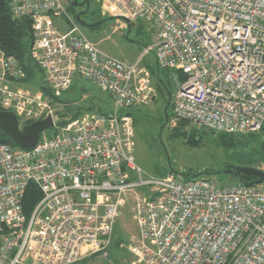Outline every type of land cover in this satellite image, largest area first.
Returning <instances> with one entry per match:
<instances>
[{"label":"built area","instance_id":"1","mask_svg":"<svg viewBox=\"0 0 264 264\" xmlns=\"http://www.w3.org/2000/svg\"><path fill=\"white\" fill-rule=\"evenodd\" d=\"M97 2L123 26L139 19L151 25V41L133 62L93 43L62 0L8 2L14 18L31 19V57L53 95L70 90L77 76L111 103L107 112L84 110L56 124L41 90L0 83L3 110L25 122L50 115L56 124L29 148L0 142V264H74L105 253L130 193L138 227L126 244L132 264H264L263 184H221L212 175L184 180L173 172L144 177L130 113L156 95L142 62L152 52L174 83L172 124L256 131L264 140V0ZM52 16H64L65 33ZM2 67L8 81L25 77L13 57ZM30 185L39 198L25 212Z\"/></svg>","mask_w":264,"mask_h":264},{"label":"rangeland","instance_id":"2","mask_svg":"<svg viewBox=\"0 0 264 264\" xmlns=\"http://www.w3.org/2000/svg\"><path fill=\"white\" fill-rule=\"evenodd\" d=\"M70 1L62 0L68 13L80 26L85 35L98 43V47L108 54L117 56L127 62H133L143 52L145 44L151 39L152 27L149 23L139 19L128 29L123 26L120 19L111 18L100 14L99 3L92 1L90 10L85 11L79 5L70 7ZM77 3L85 0H76ZM79 14V18H77ZM56 20V25L67 29V21L64 16H52ZM55 23V22H54ZM61 23L60 25H58ZM55 25V24H54ZM127 35V36H126ZM150 43V42H149ZM142 62L147 66H154L155 59L152 52H148L143 57ZM150 70V69H149ZM149 76L154 84L151 72ZM26 87L33 91L37 90L38 81L22 82ZM74 88L67 90L60 98L61 101H54L51 105L53 109V119L55 123L60 119H68L71 114L69 108L77 106H87L89 100L93 105L104 106L97 94L101 97H108L107 93L98 92L93 82L74 78ZM87 87V91H81L80 88ZM157 93V92H156ZM163 95H155L154 99L148 104L137 105L135 108H142V114L138 110H132L131 115L134 119V160L142 169L145 176H157L162 171H172L179 177L185 171L201 172L206 168L214 169L215 176L221 184H230L233 182L228 174L223 173V169L228 166L241 165L237 159V153L241 150L238 147L226 149L216 142L212 134H207L198 146L186 145L182 138L170 137V130L175 127L171 123V116L167 120L164 117L165 103ZM169 108H167L168 110ZM81 108L79 113L84 112ZM94 110V109H93ZM19 124L22 126L25 122L18 117ZM55 124V125H56ZM55 125L46 128L40 134L51 135L55 130ZM190 125H193L192 123ZM161 128V129H160ZM256 132V131H253ZM247 135V133H244ZM240 157V154H238ZM245 157L244 155L241 156ZM208 176L202 174L199 177ZM182 178V177H181ZM264 186V182H262ZM147 187L136 188L139 193L146 192ZM138 230L136 222V211L134 208L133 193L128 194L125 203L120 207V216L117 218L112 243L105 253H100L91 257L82 259L74 264H131L132 255L126 248L130 238L136 235Z\"/></svg>","mask_w":264,"mask_h":264},{"label":"trees","instance_id":"3","mask_svg":"<svg viewBox=\"0 0 264 264\" xmlns=\"http://www.w3.org/2000/svg\"><path fill=\"white\" fill-rule=\"evenodd\" d=\"M92 1L93 0H88L90 5ZM8 2L9 0H0V51L2 52L5 58H15L18 62V65L24 70L25 77L20 81L28 82L36 80L38 81L37 88L41 90L45 96H47L50 103H53L54 101H61L60 97H56L55 95H53L49 91V89L43 84L42 72L31 57L33 35L30 17L22 16L19 18H14L11 13ZM70 2V7L74 6L72 1ZM149 42L150 39L145 44V46L149 44ZM148 68L150 69L152 78L154 79V86L157 92L156 94L163 95L165 97V104L168 99H170V104L168 106L169 109L167 110V116L169 117L171 115V97L174 83L169 77L168 72L166 70L160 69L156 63L154 66H148ZM180 78H183L182 75L180 76ZM74 86L76 85L73 83L71 88H74ZM80 90L87 91L88 88L82 86ZM98 92L100 91L98 90ZM97 97L101 102L104 103V106L97 105L95 107L93 105V102L89 100L87 106H77L75 108H69L70 114L73 117L76 116L81 108L88 110L94 109L93 111L97 112H107L111 103L110 97L108 96L107 98H105L106 100H104L103 97L99 96L98 94ZM0 110H2L1 107ZM132 110H138L140 111V114H142V108L134 107L130 111ZM164 120L165 115L162 119V123L164 122ZM62 122H64V119H60L57 123L60 124ZM190 124L191 122L189 121H179L175 125V127L170 130V137L182 138L185 144L189 146H198L203 140V137H205L207 134H212L215 137L216 142L222 145L224 148L229 149L233 147H238L241 149L237 153V159L240 161L241 165L252 166L264 170V140L261 137V133L249 132L247 133V135L236 133H219L193 123V125ZM0 142L8 143L14 147H20L9 137L8 133L1 127ZM238 154H240V157H238ZM242 155H244L245 157L241 158ZM168 172V170L165 172L162 171L159 176H163ZM202 172L203 174L211 176V174L216 171L214 169L206 168ZM192 173L193 172L191 170L185 171L182 173V178L184 180H190L192 179ZM229 176L231 180H233L232 183L250 182L255 179V176H253L252 174L241 171H238L236 175ZM38 198L39 191L37 190V188H35V186L30 185L23 198V208L25 212L30 211V209L33 207Z\"/></svg>","mask_w":264,"mask_h":264},{"label":"water","instance_id":"4","mask_svg":"<svg viewBox=\"0 0 264 264\" xmlns=\"http://www.w3.org/2000/svg\"><path fill=\"white\" fill-rule=\"evenodd\" d=\"M74 6H82L83 4L86 5V9H88L89 2L85 0L84 2L78 4L76 0H72ZM77 18H79V14H77ZM109 19L113 17H108ZM121 19L128 22V20L124 17ZM130 24H128V28ZM170 96V93H169ZM170 104V99L165 104L164 111H165V120L168 119L167 116V108ZM53 126L52 117L50 115L40 119L35 120L25 125H20L16 114L9 110H0V127L4 129L9 137L20 147L29 148L32 147L37 139L39 134L44 131L46 128ZM161 129V128H160ZM238 171L250 173L255 176V179L250 182H241L244 184L252 185V184H260L264 182V170L252 167V166H245V165H238L232 166L228 165L223 169V173L228 175H236ZM203 172H193L191 175L192 178H197L202 175ZM179 175V174H178ZM182 176V174H181Z\"/></svg>","mask_w":264,"mask_h":264},{"label":"crops","instance_id":"5","mask_svg":"<svg viewBox=\"0 0 264 264\" xmlns=\"http://www.w3.org/2000/svg\"><path fill=\"white\" fill-rule=\"evenodd\" d=\"M55 22V23H54ZM53 23L55 24V26L57 27V29L60 31V32H62V33H65L67 30H68V27H67V29H66V27L65 28H60V26H57L56 24V20H54V18H53ZM61 23H59L58 25H60ZM133 25V24H132ZM131 25V26H132ZM130 29V28H129ZM91 40V39H90ZM151 40V39H150ZM93 43H95L97 46H98V43L96 42V41H93V40H91ZM117 57V56H116ZM3 58H4V56H3V54H2V52L0 51V83L2 84V83H7L11 88H21V89H23V90H25L27 93H29V94H32V93H35L37 90H32L30 87H26V85H23L22 84V81H8V80H6L3 76H2V73H3V67H2V62H3ZM121 59V58H120ZM123 60V59H122ZM125 61V60H124ZM127 62V61H126ZM131 264H132V262H131Z\"/></svg>","mask_w":264,"mask_h":264},{"label":"flooded vegetation","instance_id":"6","mask_svg":"<svg viewBox=\"0 0 264 264\" xmlns=\"http://www.w3.org/2000/svg\"><path fill=\"white\" fill-rule=\"evenodd\" d=\"M81 2H79L78 4H80ZM90 4H89V6H88V9H86V5L85 4H83L82 6H80L81 8H83L85 11H89L90 10Z\"/></svg>","mask_w":264,"mask_h":264}]
</instances>
